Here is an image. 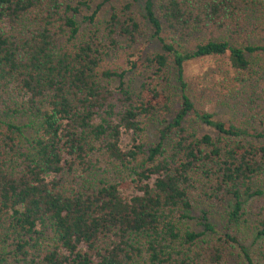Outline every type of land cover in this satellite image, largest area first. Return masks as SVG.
Listing matches in <instances>:
<instances>
[{
	"label": "trees",
	"instance_id": "trees-1",
	"mask_svg": "<svg viewBox=\"0 0 264 264\" xmlns=\"http://www.w3.org/2000/svg\"><path fill=\"white\" fill-rule=\"evenodd\" d=\"M104 4L0 0V264H264V0Z\"/></svg>",
	"mask_w": 264,
	"mask_h": 264
},
{
	"label": "rangeland",
	"instance_id": "rangeland-1",
	"mask_svg": "<svg viewBox=\"0 0 264 264\" xmlns=\"http://www.w3.org/2000/svg\"><path fill=\"white\" fill-rule=\"evenodd\" d=\"M93 1V7H95L98 3L104 2L105 4L103 8L100 10L98 13V21L101 22L104 19H106L113 7L119 6V0H92ZM92 13L91 11H83L81 14L77 16L78 23L82 29L88 27L89 21L86 18L87 15H90ZM158 44L153 41L151 44H149L147 48L148 53H154L157 50ZM114 64H118L124 67H128L126 59L125 58H118L112 60ZM216 60L212 57H206V58H199V59H194L190 62L187 63L186 65V75L188 77L192 76H199L201 75L202 77H208L214 73H216ZM127 79L131 80L134 82L135 85H138L141 83L143 76L140 77L137 73H135V70L129 71L127 75ZM208 110L212 111L217 118L222 119L224 117V110L220 109L218 107H212V106H207L206 107ZM200 133H210L212 135H215V131L208 125L201 124L200 126ZM264 132V127L261 129ZM146 136L150 140H157L158 138V129L156 125H152L147 131H146ZM131 137L128 134H125L123 137V146L128 147L130 143ZM249 203V202H248ZM205 210H207L209 213L213 214L215 217L220 219V216L225 215V210H226V202L221 201V202H211L207 204L202 205ZM201 207L196 209L193 214L200 215L201 214ZM244 245L248 248V251L250 252L251 256L255 260V264H259V258L257 254L258 247L260 245V240L256 236V232H252L249 234V237L245 240L242 241ZM239 260L233 262L232 264H246L244 262L243 256L238 258Z\"/></svg>",
	"mask_w": 264,
	"mask_h": 264
}]
</instances>
